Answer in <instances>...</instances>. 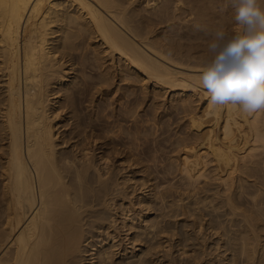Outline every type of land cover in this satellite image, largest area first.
<instances>
[{"label":"bare ground","instance_id":"1","mask_svg":"<svg viewBox=\"0 0 264 264\" xmlns=\"http://www.w3.org/2000/svg\"><path fill=\"white\" fill-rule=\"evenodd\" d=\"M218 28L228 0H0V264H264V110L210 104Z\"/></svg>","mask_w":264,"mask_h":264},{"label":"clouds","instance_id":"2","mask_svg":"<svg viewBox=\"0 0 264 264\" xmlns=\"http://www.w3.org/2000/svg\"><path fill=\"white\" fill-rule=\"evenodd\" d=\"M264 0H228L236 30L218 28L208 44L210 58L199 84L212 105L264 110Z\"/></svg>","mask_w":264,"mask_h":264},{"label":"rangeland","instance_id":"3","mask_svg":"<svg viewBox=\"0 0 264 264\" xmlns=\"http://www.w3.org/2000/svg\"><path fill=\"white\" fill-rule=\"evenodd\" d=\"M183 27V26H182ZM172 96H173V94H171V92H169L166 96H159L158 97V100H156V102H157V104L160 106V108L161 107H163V108H159L158 110H159V112H157L159 115H157L158 116V119H163L164 121H167L168 123H174L173 121H175L174 119L176 118V113H172ZM160 97H163V98H160ZM158 101H159V103H158ZM161 102H162V104H161ZM145 105L146 104H144L143 106H144V108H145ZM143 108V109H144ZM143 109H140L139 110V112H141V114L143 113ZM171 109V110H170ZM171 113V114H170ZM173 114V115H172ZM160 117V118H159ZM170 117V118H169ZM174 127V128H173ZM172 128L173 129H175L176 128V125L174 124L173 126H172ZM172 200V198H169L168 199V201H171ZM168 213V216L171 214L172 216H173V214H174V212H175V210L173 209V211H172V209H171V211H169V209H168V211H167ZM171 212V213H170ZM173 213V214H172ZM161 214V212L160 211H152V215H151V219H154L155 218V216H157V215H160ZM185 217L184 216H181L180 218H178V219H176V220H179L178 222H180L179 224H183L184 223V221H185V219H184ZM165 221L166 222H169V223H173L172 221H174V218H172V219H170L169 217L168 218H165ZM178 226V225H177ZM177 239V237L175 238V240Z\"/></svg>","mask_w":264,"mask_h":264}]
</instances>
